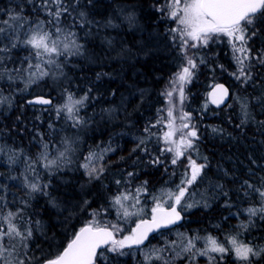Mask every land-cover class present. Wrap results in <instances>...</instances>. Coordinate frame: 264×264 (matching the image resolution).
I'll list each match as a JSON object with an SVG mask.
<instances>
[{
  "label": "trees",
  "instance_id": "1",
  "mask_svg": "<svg viewBox=\"0 0 264 264\" xmlns=\"http://www.w3.org/2000/svg\"><path fill=\"white\" fill-rule=\"evenodd\" d=\"M63 3L69 6L70 14L61 16L57 24L41 5V0H0V21H12L10 16L18 14L22 27L45 22V31L54 32L59 26L66 30L61 39L70 30L83 45L80 55L52 54L55 64L49 68L59 75L48 76L43 81L44 93L38 94L51 96L57 102L66 98L68 92L74 99H79L91 89L78 111V116L84 115L85 123L74 130V134L82 136V141L77 138L73 153L65 157L66 161H74L69 164L74 172L46 171L38 166L37 183L48 187L33 192L25 185L24 176H10L9 166L0 159V215L16 214L13 221L17 228L25 235L27 229L32 232L26 239L12 236V240H7L14 260L23 261V264H42L62 251L93 212L107 205L117 179L110 175L125 176L130 169L129 157L136 154L138 136L148 125L158 126V115L169 108L174 111L179 135L195 126L198 139H194L196 150L190 156L207 164L200 182L191 187L192 192L203 193L205 200L187 214L177 229L197 237L209 233L222 238L237 231L250 243L264 245V218L258 215L249 221L248 214L242 211L256 193L249 190V195L245 196L241 190L242 181L249 180L258 186L264 178V66L255 65L253 79L248 83L240 82L243 85L238 94L249 99V114L245 115L242 108L239 109V103L232 99L226 106L215 108L207 105L206 92L216 78L217 70L233 68V60L226 45L219 42L211 41L201 49L192 48L189 55L196 58L198 67L191 78L183 82L182 98L180 83L171 82L186 61L168 31L173 28V20L157 11L165 0H92L91 4L88 0H79L78 4L76 0H63ZM51 7L54 9L55 5ZM80 12L86 13V21L80 20ZM129 15L136 21L133 27L126 18ZM109 20L116 27L105 26ZM257 27L259 35L249 41L254 52L264 48V23L258 21ZM2 43L0 39V48L6 51L0 52V72H3L0 76L19 63L25 70L36 58L35 50L20 41L14 42V47ZM98 73L104 75L98 78ZM218 81L230 86L232 96L237 94L238 83L234 78L221 77ZM169 92L171 96L167 94ZM27 98L18 96L10 111L0 116V139L5 145L23 149L40 165L41 136L45 135L50 141L51 133L61 132L60 125L64 123L60 124L57 116L44 112L48 108L51 110L54 104L33 105ZM185 114L188 116L181 119ZM72 122L69 119L68 127L64 129L70 134H73ZM184 124L189 127L182 128ZM102 142L113 150L105 161L107 173L90 180L79 159L90 147H98ZM148 151L145 155L137 152L141 161L155 157ZM119 158H125L124 163H120ZM121 167H125V171L120 170ZM149 173L148 182L155 185L156 176ZM217 185L223 186L222 191ZM222 192H226L227 197ZM226 200L234 205L231 209L224 207ZM242 222L248 225L247 228L241 227ZM177 229L163 231L149 243L159 241ZM109 249L98 255L96 264H144L137 247L120 250L125 253L123 255ZM220 255L214 254L217 257L214 264H242L233 254H223V259H219ZM153 264H209V258L193 255L191 249L166 262L154 260ZM252 264H264V253L252 258Z\"/></svg>",
  "mask_w": 264,
  "mask_h": 264
},
{
  "label": "snow or ice",
  "instance_id": "2",
  "mask_svg": "<svg viewBox=\"0 0 264 264\" xmlns=\"http://www.w3.org/2000/svg\"><path fill=\"white\" fill-rule=\"evenodd\" d=\"M92 0H88V4H91ZM79 3V0H76ZM41 5L45 8L48 14L54 17L57 24L59 23L60 17L65 14H70L69 6L63 3V0H41ZM51 5H55L53 9ZM75 11V8L72 9ZM157 11L161 13L162 16L167 15L168 19L173 20L178 27L169 29V34L172 37V41L176 47L180 49L181 57L186 63L181 66V70L176 73L174 80L171 82L173 84L180 83V93L183 98V82L188 81L194 74V69L198 67L196 58L189 55V50L192 48H197L199 46L207 45L209 40L216 36H227L230 38V43L234 52L242 53V56H235L237 71L232 73L236 80L242 83H248L253 79L252 68L255 65L264 66V48L259 50V52H254L253 48L250 46L249 41L259 35V28L257 27V22L264 23V0H165L161 6L157 8ZM79 17L81 21H86V13L80 12ZM129 23L134 22V17L129 15L126 17ZM11 20L20 19L18 14H13L10 16ZM8 24V21L4 22ZM105 26L116 27L111 20L107 22ZM4 28H0V32H3ZM65 29L57 26L54 32L41 31L39 28L34 30L33 34L23 43L30 45L35 50V56L41 58L44 56L49 57L47 60L48 64H55V60L52 59V54L60 55H80L82 54L83 45L79 44L75 39V33L70 30L64 35V40L61 41V35L65 33ZM177 40L179 43H176ZM190 41H195L198 43H190ZM235 42H239V46ZM111 45V41H108ZM15 44H13V47ZM6 49L0 48V52H4ZM203 63V59L200 60ZM35 67L39 70L38 78H43L49 75V72L41 69V65L37 64L35 66L29 65V68ZM59 68L60 65H57ZM223 68V65L220 66ZM32 76H36V73H31ZM104 75L103 73H98L97 76ZM29 82H35L30 79ZM216 88L221 89L224 95H227L228 89L224 85H216ZM91 89L85 92V94L79 99H73V94L67 93V102L57 108V116L59 117L62 112H67L69 119L75 121L74 126H79L85 123L81 118L76 115L80 107L84 106V102L88 99ZM171 96V92L167 93ZM4 97L0 96V101H3ZM41 103V104H51L50 99H44L43 97L38 98L36 101H29V103ZM218 102V101H214ZM245 109L247 105L243 106ZM246 114V113H245ZM168 116H172V111H168ZM188 116L185 114L184 119ZM161 123L160 120L157 124ZM264 123V122H262ZM51 128L52 125H49ZM151 127L155 125H150L145 128L146 133H150ZM188 124L182 125V128H188ZM169 131L164 133V140L169 144H177L176 148L168 147L162 151L173 152V158L171 160L172 165H176L181 157H185L188 161V171H185V179L181 180V183L177 185L176 191L174 193H169V199L173 200V203L169 204L167 209L163 208L160 203H156L151 209V219L150 220H140L136 224L135 228L131 229L130 233L124 236L122 239H116L115 233L119 231L116 225L103 223L97 219L100 215L99 211H94L92 216L93 219L84 223L78 231L73 233V238L63 248L58 254L53 258L45 260L44 264H95V260L98 255H102V252L98 253V249L102 245H111L109 249L112 252H120L121 255L125 254L120 251L125 247L131 248L133 245H141L147 238L149 232L161 226H167L169 224H174L176 221L181 219V214L177 211L176 205H181L182 201L185 199L186 194H188V187L193 185L197 179L202 175L203 170L207 167L206 163L198 164L195 159L190 155L186 156V151L191 149L195 151L194 139H198L197 131L195 126L187 133H182L180 141L172 140L175 135V129L172 127V121H169ZM215 131V129H214ZM67 142V141H66ZM145 141L141 140L140 144H144ZM47 148L48 145L44 144ZM140 147V145H137ZM135 151V150H134ZM147 151V149H145ZM90 153L88 159L92 158ZM42 158L47 159L46 153L41 154ZM65 157L64 152L59 153L57 159L47 160L44 165L46 168L56 165L57 160ZM205 161L206 157L203 158ZM14 162V161H13ZM155 163H160L161 161L157 157L154 161ZM255 163V161H253ZM83 167L88 168V165H83ZM103 172V168L96 169L90 168L87 171V175L90 180L99 179L100 173ZM132 176V173H128ZM119 183V181H117ZM147 182H145L146 184ZM25 185L31 189V191H43L48 187L47 184L40 185L38 183L29 182L28 178L25 177ZM221 188V185H217ZM143 188V186H142ZM141 189H138L139 192ZM146 190V189H145ZM241 190L244 195H249V190L256 193L264 201V178H261V187H256L249 180H244L241 183ZM46 194V193H45ZM224 196L227 197L226 192H222ZM128 196L123 194L113 197V205H119L120 209L123 210V216L129 217L136 215L134 212H130L124 207L122 200H127ZM88 202L85 201V204ZM208 205H205L207 207ZM234 205L228 200L225 201L224 207L231 209ZM135 207V204L132 205ZM183 207L191 208L192 204L183 205ZM140 211H143L141 209ZM242 211L246 212L249 216V221L251 217L258 214L264 218V203L259 207H248ZM240 213H233V215H239ZM14 213H8L7 216L2 219L8 224V228L4 230L0 228V241L8 236H20L22 238H27L32 235L31 229L26 230V235L21 232L17 226L12 223V218ZM247 224L241 223V227L247 228ZM210 247H206L203 250H199L200 255L208 256L209 264H214L217 257L210 255V253L221 254L219 259H223V254L228 252H233L235 259L242 264H252V258L261 256L264 253V247H257L251 244L238 243L235 237H229L228 243L232 245L229 249L222 244H218L215 239L210 238ZM2 247V244H0ZM195 245L192 240L188 241V247L185 249L190 250L194 248ZM2 255V254H0ZM152 257L146 256V259H151ZM160 259L159 256L156 257ZM19 264H23L20 261Z\"/></svg>",
  "mask_w": 264,
  "mask_h": 264
},
{
  "label": "rangeland",
  "instance_id": "3",
  "mask_svg": "<svg viewBox=\"0 0 264 264\" xmlns=\"http://www.w3.org/2000/svg\"><path fill=\"white\" fill-rule=\"evenodd\" d=\"M130 24L133 27L136 25V21L134 20V22ZM44 25L45 22H39L37 24H28L27 26L24 25V27H22L23 24L22 22H20V20L8 21V24H5L4 22L0 21V28H4V31L0 32V39L3 41L2 43L3 46L20 41L27 48L29 47L33 49L30 45L23 43V41L27 40L33 34L34 30L38 28L41 31H45ZM172 27L173 28L178 27V25L173 21ZM63 40L64 39H61V41ZM211 41L219 42V44L226 45L227 51L228 53H230L231 58L233 60V68L227 70L221 69L220 71L217 70L216 78L214 79V81L211 82V85L217 82L221 77L234 78L235 81H237L238 83L236 88L237 94L235 95L233 94L231 99L234 102L239 103V104L237 103L240 106L239 109L242 108L241 110L244 112V114L246 113L245 115L249 114L251 110L248 109L247 107L246 109L243 107L244 105L248 104L249 99L243 98L241 94H238L240 93V87L243 84H240L241 81L236 80V78L233 75H231L232 73L237 71L235 56H242L243 54L239 52H234L232 43H230V38L227 36L220 35L213 37L212 39L209 40L208 44ZM190 43H198V42L190 41ZM235 43L237 46H239V42H235ZM207 45L199 46L197 48L201 49L206 47ZM48 59L49 57L47 56L41 58L36 57L34 61L30 62V64L33 66L40 64L41 69L49 72V75L44 76L43 78H38L39 70L35 67L29 68L30 65L29 63H28V67H25V70H22L23 68L22 63H19L14 69L10 68L6 72H4L3 76H0V96L5 98L3 99V101H0V116L10 111V109L13 107V104L14 103L16 104L18 100V96H25L27 98L28 97L27 95L34 94L33 96H35L36 94L39 95L38 93H44L43 91L46 89V87L43 81L48 76H54L55 74L59 75L58 72L57 73L51 72L49 66H51L52 64L47 63ZM31 73H36V76H32ZM175 75L173 76L174 78ZM30 79L35 82H29ZM208 92L209 89L206 92L207 99H208ZM22 93H24L25 95ZM33 96H29L28 98H32ZM66 102H67V97L62 98L59 101L54 102V106L52 105L53 107L51 109L52 111L50 110V108H48L44 112H48V115L50 114L57 116V108H59L61 105L65 104ZM206 103L207 105L211 104L209 100ZM169 110H171V108L163 110V114L158 115L157 121L160 120L161 123H159L158 126L155 124V127H153V129H150L151 135L149 133L144 132L143 134L138 136L139 138L138 145H140V147H137L136 145L135 148L136 154L132 153L131 157H129L130 163L128 164V166L130 169L126 172L127 174L125 173V176L123 175L121 176L120 174L114 175L113 172L111 171L113 175L110 176H117L116 184L113 186L107 205L103 209L98 210L100 212V215L97 217V219H99L102 222V224L108 223V224L116 225L119 229V231H117L118 233L117 239H122L124 236L128 235L131 229L134 228L135 224L139 220L143 218L151 217V209L155 206L156 203H160L162 207H167L169 206L170 203H173L174 201L169 199V193L170 192L174 193L176 191L177 185L181 183V180L185 179L184 173L185 171H188L187 159L185 157H181L176 165H172L171 160L173 158L174 153L162 151L163 149H166L168 147H172V148L177 147V144L166 143L163 138L164 133L170 130L169 129L170 120L172 121L173 129L176 130L175 119L173 116L174 111L172 112V116L169 117L168 116ZM78 114L79 113H77L76 115ZM81 116L82 117L80 116L78 117L84 121L83 118L84 115ZM58 120L60 124L61 122L64 123L60 125L61 132L51 133L52 139L50 141L48 140V137H46L45 135L41 136V140L43 141L42 144L43 150L41 151L40 156L38 158L40 165L31 156H29L27 152L24 151L23 149L21 148L16 149L10 147L7 144L5 145L0 139V159H2L9 166L10 176H24V179L25 177H27L29 182L37 183L38 178H36L35 176H38V170L40 169L38 166H41L42 169L43 170L45 169L46 171L53 170L55 172H60V171L74 172L73 167L69 165L74 161L73 160L66 161L65 157H67L70 152L73 153V146H74L73 143L77 138L80 139V141H82V136L79 133L78 135L74 134L75 133L74 130L76 129V126H74L75 121L72 119H70L73 121L72 123H70V125H72V127L70 128H72L73 134H70L68 130H64L66 129V127H68L66 126L67 122L69 121L67 112H62L58 117ZM54 129L56 128L54 127ZM178 136L181 135H179L176 130L175 135L172 137V140L177 141L178 143L181 139V137ZM141 140L145 141V143L142 145L140 144ZM44 144H47L48 147L45 148ZM101 144L102 145L98 147L97 145L90 147L87 151L83 153L82 159H79L80 161L82 160L80 166L85 171L86 176H88L87 171L90 168H96V169L103 168L102 173H107V169L105 168V165H107V163H105V161H107L106 158L113 152V150L109 146L104 145L103 142ZM145 149H147V151H145ZM148 150H150L151 156H155V157L153 158L149 157L146 159H142L141 161V157L140 155L137 154V152L143 153L145 155L149 153ZM192 151L193 150L191 149L187 150L186 156H189L192 153ZM60 152H64L65 157L57 160V164L59 165V167L53 165L46 168L44 165L47 163V160L57 159V157H59ZM42 153H46L47 159L42 158L41 156ZM90 153L93 155L92 158L89 160L88 157ZM194 153L195 151H193V154ZM157 157L161 161L160 163L154 162ZM119 159H120V163H124L125 158H119ZM193 159L199 162L197 158L193 157ZM86 164L88 165V168L83 167V165ZM125 167H121L120 170L124 169L125 171ZM149 172H151L153 176H156L155 185H152L150 184V182H148L147 176H151ZM102 173H100V176H104L102 175ZM128 173H132L133 175L129 176ZM203 175H204V170L202 175L197 179L196 183L200 182V179ZM117 181H119V183H117ZM145 182L147 183L145 184ZM191 187L192 185L188 187V194H186V197L182 201V204L179 205L180 208L186 214L194 210L197 206L203 204L205 200V195L203 193L192 192ZM256 187H261V185H258ZM138 189L141 190L138 192L137 191ZM121 194H123L124 196H128L127 200H122L124 207L127 208L130 212L136 213V215L124 217L123 210L120 209L119 205H115V206L113 205V197ZM252 198L253 199H251L250 204L246 205L244 209H247L248 207H259L262 203H264V201H261V198L259 197L258 194L254 195ZM252 203L254 205H251ZM133 204H135V207H132ZM186 204H192L193 207L191 208L183 207V205ZM141 209H143V211H140ZM5 216L7 215H3V213L2 215H0V228H3L4 230L8 228V224L2 219ZM253 217H251V219ZM92 219L93 216L91 215L89 221ZM12 223H15L13 221V218H12ZM229 237H235L238 243L255 245L253 243L244 240L241 237V235L238 234L237 231L236 232L231 231L230 233L226 234L224 238H222V236L209 234V233L197 237L194 234L177 229L175 232L168 233L167 235L162 237L159 241L151 242L144 247H140V248L137 247V248L140 249V255H142L141 258L144 259V264H153L154 260H158V261L161 260L166 262V260H171L176 254L178 255L182 252H186L185 249L188 247L189 240H192L194 244L198 243L196 247L191 248L193 255H198L199 250H203L206 247H210V242H209L210 238L215 239L218 244H222L225 247L231 249L232 245L227 242ZM7 240H12V236L5 237L2 241H0V244H2V247H0V254H2L0 255V264H19L20 260L18 261H16L17 259L14 260L13 257L14 253L12 251L11 246L6 244ZM255 246L264 247V245H255ZM132 247L135 246L133 245ZM228 253L234 255V253L231 251ZM214 254L217 253H210V255L212 256H214ZM146 256H150L152 258L146 259ZM157 256H159L160 259H157L156 258Z\"/></svg>",
  "mask_w": 264,
  "mask_h": 264
},
{
  "label": "water",
  "instance_id": "4",
  "mask_svg": "<svg viewBox=\"0 0 264 264\" xmlns=\"http://www.w3.org/2000/svg\"><path fill=\"white\" fill-rule=\"evenodd\" d=\"M221 84L224 85V87L228 89L227 95H224V93L222 92L221 89L216 88V85H221ZM40 97H43L44 99H50L52 101V103L50 105L49 104L35 103V102L34 103H29V101H36ZM231 97H232V91H231L230 86L226 82H222V81L215 83L211 87V89H210V91L208 93V99H209L211 105L214 106L215 108H222V107L226 106L230 102ZM214 101H218V102H214ZM27 102L29 104H33V105L52 106L54 104V99L51 96L39 94V95L33 96L32 98H29L27 100ZM198 164H200V163H198ZM168 207H163V208L167 209ZM176 208H177V211H179L180 214H181V219L180 220L176 221L174 224H169L167 226H161L160 228L154 229L153 231H151V232L148 233L147 238L144 240V242L141 245H138V246L137 245H134V246L135 247H138V248L144 247V246H146L149 243V241L151 240V238L153 236H155L156 234H158V233H160L162 231H166V230H169V229L178 227L181 224H183L184 221H185V219H186V215L184 214L183 210L179 207V205H176ZM150 219H151V217H148V218H144L143 220H150ZM139 222H140V220L137 223H139ZM136 224H135V226H136ZM135 226H134V228H135ZM115 237L117 239V232L115 233ZM109 246H110V244L109 245H102L101 248L97 250L98 253H100L103 250L107 249ZM97 258L95 260V264H96ZM44 262L42 264H44Z\"/></svg>",
  "mask_w": 264,
  "mask_h": 264
},
{
  "label": "flooded vegetation",
  "instance_id": "5",
  "mask_svg": "<svg viewBox=\"0 0 264 264\" xmlns=\"http://www.w3.org/2000/svg\"><path fill=\"white\" fill-rule=\"evenodd\" d=\"M199 163H201V162H199ZM137 167H139V166H137ZM135 169H136V168H135ZM167 207H168V206H167ZM179 207H180V206H179ZM183 212H184V211H183ZM184 214L186 215V218H187V214H186L185 212H184ZM147 218H148V217H147ZM143 219H144V218H143ZM178 227H179V226H178ZM178 227H175V228H172V229H176V228H178ZM169 230H171V229H169ZM166 231H167V230H166ZM162 232H163V231H162ZM160 233H161V232H160ZM158 234H159V233H158ZM238 234H240V233H238ZM156 235H157V234H156ZM240 235H241V234H240ZM153 237H154V236H153ZM153 237H152V238H153ZM241 237H242V235H241ZM152 238H151V239H152ZM242 238H243V237H242ZM243 239L246 240L245 238H243ZM150 241H151V240H150ZM150 241H149V242H150ZM246 241H247V240H246ZM248 242H249V241H248ZM148 244H149V243H148Z\"/></svg>",
  "mask_w": 264,
  "mask_h": 264
}]
</instances>
